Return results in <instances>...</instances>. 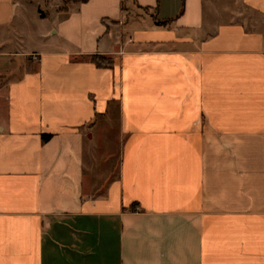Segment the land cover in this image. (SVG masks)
Segmentation results:
<instances>
[{"label":"crops","instance_id":"obj_1","mask_svg":"<svg viewBox=\"0 0 264 264\" xmlns=\"http://www.w3.org/2000/svg\"><path fill=\"white\" fill-rule=\"evenodd\" d=\"M0 264H264V0H0Z\"/></svg>","mask_w":264,"mask_h":264},{"label":"rangeland","instance_id":"obj_2","mask_svg":"<svg viewBox=\"0 0 264 264\" xmlns=\"http://www.w3.org/2000/svg\"><path fill=\"white\" fill-rule=\"evenodd\" d=\"M41 7L45 8V4L41 3ZM114 105L112 103H109L108 109H114ZM112 125V124H111ZM110 125V127H111ZM110 127H107L108 129H106V131L101 130L99 133V142H100V152L101 154L103 153L106 156V153L109 151V145H112L113 147V151H114V156H113V160H111V162L109 164H104L103 168L105 169V172L108 170V168L110 169L109 174H112L113 176H117V171H118V150L121 149L122 146V139L118 133V125H113L112 129H110ZM105 128V126H101L100 127ZM107 143V144H106ZM108 143H110L108 145ZM111 148V147H110ZM109 165V166H108Z\"/></svg>","mask_w":264,"mask_h":264},{"label":"trees","instance_id":"obj_3","mask_svg":"<svg viewBox=\"0 0 264 264\" xmlns=\"http://www.w3.org/2000/svg\"><path fill=\"white\" fill-rule=\"evenodd\" d=\"M80 1H87V0H80ZM91 60L99 67H110L114 65V59L109 56H105L102 54H94L91 56ZM50 138L49 134H44L43 139L46 141Z\"/></svg>","mask_w":264,"mask_h":264}]
</instances>
